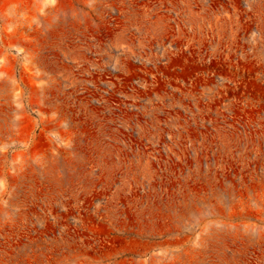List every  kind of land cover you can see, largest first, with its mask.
Wrapping results in <instances>:
<instances>
[{"label": "rangeland", "instance_id": "obj_1", "mask_svg": "<svg viewBox=\"0 0 264 264\" xmlns=\"http://www.w3.org/2000/svg\"><path fill=\"white\" fill-rule=\"evenodd\" d=\"M0 264H264V0H0Z\"/></svg>", "mask_w": 264, "mask_h": 264}]
</instances>
